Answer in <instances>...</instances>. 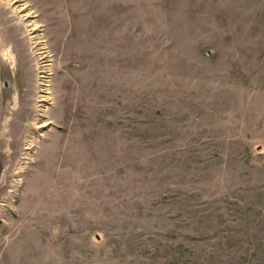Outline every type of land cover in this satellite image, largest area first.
Instances as JSON below:
<instances>
[{
	"label": "rangeland",
	"instance_id": "1",
	"mask_svg": "<svg viewBox=\"0 0 264 264\" xmlns=\"http://www.w3.org/2000/svg\"><path fill=\"white\" fill-rule=\"evenodd\" d=\"M0 264H264V0H0Z\"/></svg>",
	"mask_w": 264,
	"mask_h": 264
}]
</instances>
